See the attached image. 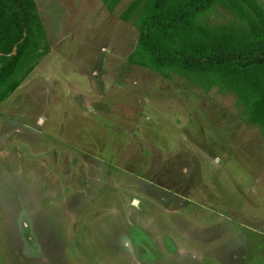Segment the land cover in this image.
Masks as SVG:
<instances>
[{
	"label": "rangeland",
	"instance_id": "374dc122",
	"mask_svg": "<svg viewBox=\"0 0 264 264\" xmlns=\"http://www.w3.org/2000/svg\"><path fill=\"white\" fill-rule=\"evenodd\" d=\"M132 1L35 0L48 51L0 104V264H264L259 127L233 92L129 64Z\"/></svg>",
	"mask_w": 264,
	"mask_h": 264
},
{
	"label": "trees",
	"instance_id": "16d2710c",
	"mask_svg": "<svg viewBox=\"0 0 264 264\" xmlns=\"http://www.w3.org/2000/svg\"><path fill=\"white\" fill-rule=\"evenodd\" d=\"M114 12L121 0H100ZM243 24L211 26L203 18L215 7ZM138 36L128 63L233 92L245 107L243 121L264 137V10L256 0H133L120 14ZM35 0H0V104L24 82L47 45ZM42 50V52H41ZM41 52V53H40Z\"/></svg>",
	"mask_w": 264,
	"mask_h": 264
},
{
	"label": "bare ground",
	"instance_id": "6f19581e",
	"mask_svg": "<svg viewBox=\"0 0 264 264\" xmlns=\"http://www.w3.org/2000/svg\"><path fill=\"white\" fill-rule=\"evenodd\" d=\"M135 204L137 203V202H134Z\"/></svg>",
	"mask_w": 264,
	"mask_h": 264
}]
</instances>
